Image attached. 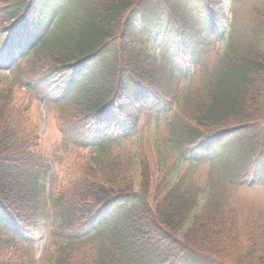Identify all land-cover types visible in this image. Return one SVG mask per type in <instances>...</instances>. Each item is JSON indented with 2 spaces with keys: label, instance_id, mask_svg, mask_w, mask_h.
Listing matches in <instances>:
<instances>
[{
  "label": "trees",
  "instance_id": "trees-1",
  "mask_svg": "<svg viewBox=\"0 0 264 264\" xmlns=\"http://www.w3.org/2000/svg\"><path fill=\"white\" fill-rule=\"evenodd\" d=\"M214 3L0 0V67L14 70L40 54L41 68L18 82L61 111L64 141L103 154L142 121H165L159 173L139 160L137 185L133 162L89 160L53 198V235L63 244L55 264H88L70 250L102 239L109 246L96 264H264V212L241 218L218 194L230 200L245 186L264 187V21L246 37L233 24L217 51L225 37ZM197 72L199 88L178 87ZM24 111L12 87L0 86V264L29 261L30 225L12 208L23 202L35 221L51 172ZM204 163L218 172L201 207L181 171Z\"/></svg>",
  "mask_w": 264,
  "mask_h": 264
},
{
  "label": "rangeland",
  "instance_id": "rangeland-1",
  "mask_svg": "<svg viewBox=\"0 0 264 264\" xmlns=\"http://www.w3.org/2000/svg\"><path fill=\"white\" fill-rule=\"evenodd\" d=\"M213 5L218 12V16H220L221 27H223L222 34L225 37L222 43L216 45L217 51L225 50L230 39L229 34L234 27L233 24L239 26V30H241V35L239 34V36L246 37V34L250 32L253 22L258 21L261 23L264 21V0H216V3ZM242 31L244 35H242ZM260 47L264 52V45ZM212 49L211 56L208 59L211 60L209 71L213 66L217 53L216 49ZM163 57V53L160 52L158 56L159 64L162 63L161 59ZM185 59L188 60V55H185L181 61L185 63ZM40 62L41 56L40 54H36L30 56L29 60H22L14 70L3 66L0 67V86L6 88L12 87L15 105L18 108H26L27 111H24L22 114L25 118L28 115L29 121L36 127V132L39 136V151L41 154H44L51 165V172L46 175L44 182L46 187L44 200L42 201L41 211L36 220H30L32 211L24 210L23 202H18L12 208V212L18 215L19 220L29 223L31 227L29 231L33 244L26 248V256L29 257L27 264H55L54 262L59 258L60 249L63 246L62 242L53 236L57 228V219L53 214L54 211L51 206L53 198L57 196V193L68 187L70 179L76 176L82 167L90 164L89 160H102L113 166H115V163L121 161L133 162L131 164L132 172H134L133 179L137 185L139 182H142V172L139 168L140 163H137L139 160L145 159L149 163L152 174L156 175L157 172L159 173L157 168L161 167L160 161L163 160L157 148L156 137H164L166 127L164 126L165 121H161L160 125H156L155 119L148 118V120L142 121L136 128H131L126 133V137H120L118 143L107 144L109 146L106 147L103 154L100 151L98 152L96 145L92 148L83 149L76 144L64 141L60 132L59 117L61 111L54 105L40 100L35 94H30L22 89L20 82H18V78L22 72L39 70L41 68ZM151 68L152 73L153 69ZM201 82L202 73L197 72L190 81L188 78L180 79L178 87L183 90V87L189 86V89L191 88L194 91L200 87ZM217 172V165L210 163L201 164L197 168H192L188 165L182 168L181 174L186 177H192L196 185L197 189L195 191H197V196H199L200 203H202L201 207L206 203L205 198L208 196V191H203L207 185V179L209 175H217ZM126 180L127 177L123 182ZM218 194L226 208H236L241 218L248 217L254 212H264L263 186H245L239 193L232 195L230 200L227 199L230 197L229 195ZM183 231H186V229ZM108 246L109 244L104 239L95 240L92 246L85 245L79 251L70 250V255L72 258H81L82 256L88 264H96L98 256L103 250H107ZM65 252L67 253L68 251L66 250Z\"/></svg>",
  "mask_w": 264,
  "mask_h": 264
},
{
  "label": "snow or ice",
  "instance_id": "snow-or-ice-1",
  "mask_svg": "<svg viewBox=\"0 0 264 264\" xmlns=\"http://www.w3.org/2000/svg\"><path fill=\"white\" fill-rule=\"evenodd\" d=\"M0 58H2V53H0Z\"/></svg>",
  "mask_w": 264,
  "mask_h": 264
}]
</instances>
